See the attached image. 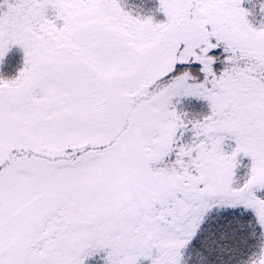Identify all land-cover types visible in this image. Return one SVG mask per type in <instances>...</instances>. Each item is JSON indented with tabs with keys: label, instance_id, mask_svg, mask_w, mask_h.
<instances>
[{
	"label": "snow or ice",
	"instance_id": "6c2138e0",
	"mask_svg": "<svg viewBox=\"0 0 264 264\" xmlns=\"http://www.w3.org/2000/svg\"><path fill=\"white\" fill-rule=\"evenodd\" d=\"M243 3L159 0L156 21L121 0H0V65L24 53L0 78V264L242 255L244 217L264 230V26ZM259 247L237 264H264Z\"/></svg>",
	"mask_w": 264,
	"mask_h": 264
},
{
	"label": "rangeland",
	"instance_id": "374dc122",
	"mask_svg": "<svg viewBox=\"0 0 264 264\" xmlns=\"http://www.w3.org/2000/svg\"><path fill=\"white\" fill-rule=\"evenodd\" d=\"M122 6L125 10L130 11L134 16L138 17H148L153 16L156 21H163L166 19L163 13L159 9V0H121ZM250 13L248 19L250 23L256 27L260 28L264 26V0H244L242 5ZM6 10V9H3ZM2 10V11H3ZM24 66V53L22 49L18 47H13L6 57L3 65H0V78L12 79L18 75L19 71ZM181 111L189 113V116L192 118H202L208 112V107L206 102L198 101L195 99H185L183 102L178 105ZM187 139V137H186ZM235 147L234 142L229 141L226 144V151L229 153ZM242 166L237 169L236 179L239 183H244L247 179V175L250 169V160L247 158L241 157ZM246 229L249 232V239L251 241V251L248 259L252 256L253 253L260 250V244L264 242V237L261 236L258 239L257 236L261 235L262 230L259 225L252 221V226L248 227L247 222L251 220V216L244 217ZM255 232L253 236L252 233ZM191 248L186 253V259L190 257ZM89 264H102L98 258L96 260L90 261Z\"/></svg>",
	"mask_w": 264,
	"mask_h": 264
},
{
	"label": "trees",
	"instance_id": "16d2710c",
	"mask_svg": "<svg viewBox=\"0 0 264 264\" xmlns=\"http://www.w3.org/2000/svg\"><path fill=\"white\" fill-rule=\"evenodd\" d=\"M0 11H2V10H0ZM248 233L249 232L247 231L246 228L240 233L241 236L248 237V244L241 246L242 255L236 254L235 259L229 261V264H237L238 261L248 260V257H249V254H250V251L252 248ZM257 237H258V239L260 237V240H261V235H259ZM197 247H199V245H196L195 247L191 248V253H190L191 259L189 260V264H197V260H198V256L196 254ZM225 260L228 261V257H225Z\"/></svg>",
	"mask_w": 264,
	"mask_h": 264
}]
</instances>
